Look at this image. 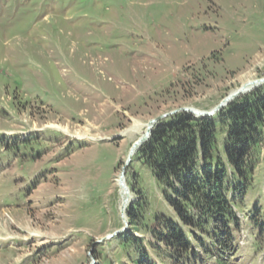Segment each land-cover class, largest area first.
Masks as SVG:
<instances>
[{
  "label": "rangeland",
  "instance_id": "obj_1",
  "mask_svg": "<svg viewBox=\"0 0 264 264\" xmlns=\"http://www.w3.org/2000/svg\"><path fill=\"white\" fill-rule=\"evenodd\" d=\"M260 78L242 94L264 90V0H0V264L115 257L150 122ZM261 152L226 264H264Z\"/></svg>",
  "mask_w": 264,
  "mask_h": 264
},
{
  "label": "trees",
  "instance_id": "obj_2",
  "mask_svg": "<svg viewBox=\"0 0 264 264\" xmlns=\"http://www.w3.org/2000/svg\"><path fill=\"white\" fill-rule=\"evenodd\" d=\"M263 142V89L236 97L213 116L180 110L159 120L134 155L130 227L114 238L115 257L98 250L99 264H128L124 255L133 264H157L156 256L197 264L203 251L226 264L225 255L237 250L235 206L254 186ZM255 210L264 217V203Z\"/></svg>",
  "mask_w": 264,
  "mask_h": 264
},
{
  "label": "water",
  "instance_id": "obj_3",
  "mask_svg": "<svg viewBox=\"0 0 264 264\" xmlns=\"http://www.w3.org/2000/svg\"><path fill=\"white\" fill-rule=\"evenodd\" d=\"M263 81V79H260ZM244 93V92H243ZM242 93L241 92H237L236 94H232L230 96H228L217 108H214L213 110L211 111H202V110H199V109H193V108H188V107H185V108H182L180 110H186V111H191L193 112L194 114L196 115H212L214 113H216L217 111H219L220 109H222L224 106H226L230 101H232L235 97H237L238 95H241ZM174 113L178 112V111H173ZM172 112V113H173ZM168 114H163V115H160L158 116L157 118H154L149 126H148V129H147V132L146 134H144L133 146L132 150H131V154H130V158H129V162L132 160V157L135 153V147L136 146H140L141 144H143L152 134V130H153V127H154V124L156 122H158L159 120L163 119V118H166ZM166 116V117H165ZM124 175H125V171H123L121 177L124 178Z\"/></svg>",
  "mask_w": 264,
  "mask_h": 264
},
{
  "label": "bare ground",
  "instance_id": "obj_4",
  "mask_svg": "<svg viewBox=\"0 0 264 264\" xmlns=\"http://www.w3.org/2000/svg\"><path fill=\"white\" fill-rule=\"evenodd\" d=\"M261 79V78H260ZM263 81L262 80H258V81H255V80H251V81H245V84L239 89H235L232 93H231V95L233 94H236L237 92H241V93H243V92H245V91H248V90H250V89H252L253 87H256L257 85H259V84H261ZM229 96V95H228ZM139 123L140 122H136V124H135V126H137V125H139ZM142 124V123H141ZM51 125H55V126H59V127H61L62 129H67V127L66 126H61L60 124H57V123H51ZM135 126H134V128H135ZM133 129V128H132ZM133 130H135V129H133ZM147 130V129H146ZM144 131L143 132V134H146V132L147 131ZM143 136V135H142ZM141 138V137H140ZM139 146V145H138ZM138 146H136L135 147V150L138 148ZM130 155V154H129ZM122 181H123V178H121V175H120V177H119V182H120V185L122 186V188H123V190L125 191L126 189H125V187L123 186V183H122ZM123 194H125V193H123ZM127 197V196H126ZM128 198H130L129 196H128Z\"/></svg>",
  "mask_w": 264,
  "mask_h": 264
}]
</instances>
